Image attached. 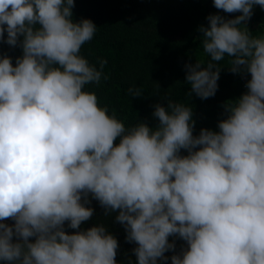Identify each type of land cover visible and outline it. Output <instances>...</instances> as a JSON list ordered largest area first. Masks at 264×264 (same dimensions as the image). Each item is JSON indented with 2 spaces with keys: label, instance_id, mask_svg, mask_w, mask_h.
I'll return each mask as SVG.
<instances>
[{
  "label": "trees",
  "instance_id": "1",
  "mask_svg": "<svg viewBox=\"0 0 264 264\" xmlns=\"http://www.w3.org/2000/svg\"><path fill=\"white\" fill-rule=\"evenodd\" d=\"M263 42L264 0H0V264H164L260 148ZM229 182L180 264H264V173Z\"/></svg>",
  "mask_w": 264,
  "mask_h": 264
},
{
  "label": "water",
  "instance_id": "2",
  "mask_svg": "<svg viewBox=\"0 0 264 264\" xmlns=\"http://www.w3.org/2000/svg\"><path fill=\"white\" fill-rule=\"evenodd\" d=\"M249 69L247 90L255 116L262 128L260 148L249 159H241L232 155L220 158L214 164L213 170L218 189L216 206L213 212L186 236L164 264H180L207 232L214 231L221 225L231 202L229 178H251L264 173V42ZM55 258L60 264H66L57 254Z\"/></svg>",
  "mask_w": 264,
  "mask_h": 264
},
{
  "label": "built area",
  "instance_id": "3",
  "mask_svg": "<svg viewBox=\"0 0 264 264\" xmlns=\"http://www.w3.org/2000/svg\"><path fill=\"white\" fill-rule=\"evenodd\" d=\"M237 108L241 116V145L243 147L259 145L262 137V128L255 116L248 92L244 95V99L238 104Z\"/></svg>",
  "mask_w": 264,
  "mask_h": 264
},
{
  "label": "clouds",
  "instance_id": "4",
  "mask_svg": "<svg viewBox=\"0 0 264 264\" xmlns=\"http://www.w3.org/2000/svg\"><path fill=\"white\" fill-rule=\"evenodd\" d=\"M247 92H248V90H247ZM261 141H262V137H261ZM261 144V142L259 143V145ZM253 147H257L258 145H252ZM249 147H251V146H249Z\"/></svg>",
  "mask_w": 264,
  "mask_h": 264
}]
</instances>
